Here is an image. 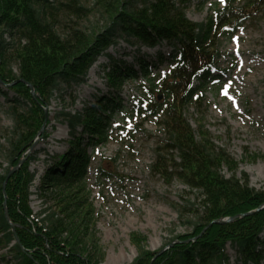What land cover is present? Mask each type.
Segmentation results:
<instances>
[{"label":"trees","instance_id":"trees-1","mask_svg":"<svg viewBox=\"0 0 264 264\" xmlns=\"http://www.w3.org/2000/svg\"><path fill=\"white\" fill-rule=\"evenodd\" d=\"M188 3L0 0V83L13 93L4 108L11 126L1 136L2 160L8 164L0 171V249L7 248L11 264H99L97 246L87 238L91 208L84 176L89 156L76 129L81 126L90 137L87 144L105 141L104 126L120 104L112 96H102L101 105L98 102L81 110L62 107L55 112V121L69 126L72 139L70 149L40 179L42 187L55 188L62 196L58 209L44 216L39 213L41 217L30 206L35 178L30 162L35 152L27 155L26 151L40 136L44 121L49 123L44 107L54 97L63 101L64 95L74 105L76 87L84 83L90 66L119 40L138 47L162 43L170 47L167 56L158 51L152 61L138 57V71L110 58L106 77L117 88L139 73L144 77L146 97L137 112L143 119L154 120L165 134L151 169L166 182L178 179L196 191L198 199L197 204L189 203L184 212L179 211L180 217L189 212L185 223L191 230L175 236L159 254L140 245L144 237L132 235L138 253L129 264H264V187L250 186L244 172L237 177V162L204 132L196 136L184 115L188 105L201 103L204 85L220 55L221 40L252 15L264 13V0H244L240 6L227 0L222 8L215 4L205 22L186 16ZM163 61L170 62L168 70L150 75ZM24 156L5 182L10 169ZM224 168L230 173L225 174ZM227 217L234 218L213 222ZM9 221L15 225L13 230ZM227 245L234 251L233 262Z\"/></svg>","mask_w":264,"mask_h":264},{"label":"rangeland","instance_id":"rangeland-1","mask_svg":"<svg viewBox=\"0 0 264 264\" xmlns=\"http://www.w3.org/2000/svg\"><path fill=\"white\" fill-rule=\"evenodd\" d=\"M226 1L189 0L186 16L194 22H205L214 5L222 8ZM243 3L244 0H234L233 4ZM162 47L168 52L165 44ZM137 48L138 45L120 40L101 54L89 68L85 82L76 87L74 105H69L67 95L63 101L54 97L46 108L49 119L43 133L46 136L37 138L31 149L35 157L30 169L35 178L30 187V206L36 214L44 216L58 209L62 196L55 188L42 187L40 179L45 169L70 149L72 139L69 126L55 121V112L62 107L81 110L95 106L102 96H112L120 104L104 126L105 141L87 144L90 137L81 126L76 129V134L83 137L80 145L89 156L84 176V192L88 193L87 203L91 208L87 238L97 246L99 264H129L138 253L132 235L144 237L140 245L157 254L168 249L171 239L191 230L185 223L189 212L180 217L179 211L189 203H198L196 191L176 178L166 182L151 169L165 134L154 120L143 119L136 112L139 102L146 97L142 86L147 81L139 73L136 79H125L117 88L106 77L110 58L120 60L117 64L121 61L130 64L137 71L138 57L154 60L156 50ZM218 50L220 55L204 85L201 103L188 105L184 115L196 136L204 132L237 162V177L244 172L249 185L260 189L264 187V13L252 15L229 37L223 38ZM168 67L163 63L150 75H161ZM13 69L16 72L15 65ZM12 96L0 85V171L8 164L2 160L1 136L11 126L4 108L6 99ZM223 172L230 173L226 168ZM226 252L233 262L235 254L230 245L226 246ZM11 259L7 248L0 249V264H11Z\"/></svg>","mask_w":264,"mask_h":264},{"label":"water","instance_id":"water-1","mask_svg":"<svg viewBox=\"0 0 264 264\" xmlns=\"http://www.w3.org/2000/svg\"><path fill=\"white\" fill-rule=\"evenodd\" d=\"M29 86H30V91H31V93H34V92H33V87H32L31 85H29ZM46 115H47V112H46V110H45V116H46ZM40 132H43V126L41 127ZM22 161H23V158H21V159L18 161V163H17L12 169H10V171L8 172V174H7V176H6L5 182H6L7 178L10 176V174H11L13 171H15V170L19 167V165L22 163ZM5 182H4V184H5ZM4 184H3V186H2L3 190H4V186H5ZM3 209L6 211L5 201L3 202ZM249 213H250V212H249ZM233 218H234V217H228V218H226L225 220H215V221H213V222L221 223V222H224V221H226V220H232ZM10 225H11V227L14 226L13 223H10Z\"/></svg>","mask_w":264,"mask_h":264},{"label":"bare ground","instance_id":"bare-ground-1","mask_svg":"<svg viewBox=\"0 0 264 264\" xmlns=\"http://www.w3.org/2000/svg\"><path fill=\"white\" fill-rule=\"evenodd\" d=\"M241 66H244V62H243V63H241ZM90 83H92V81H90Z\"/></svg>","mask_w":264,"mask_h":264}]
</instances>
